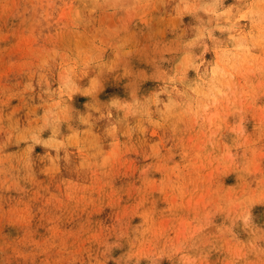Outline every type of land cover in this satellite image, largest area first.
<instances>
[{
	"label": "rangeland",
	"instance_id": "rangeland-1",
	"mask_svg": "<svg viewBox=\"0 0 264 264\" xmlns=\"http://www.w3.org/2000/svg\"><path fill=\"white\" fill-rule=\"evenodd\" d=\"M0 264H264V0H0Z\"/></svg>",
	"mask_w": 264,
	"mask_h": 264
}]
</instances>
